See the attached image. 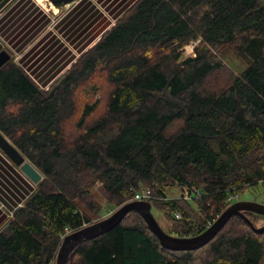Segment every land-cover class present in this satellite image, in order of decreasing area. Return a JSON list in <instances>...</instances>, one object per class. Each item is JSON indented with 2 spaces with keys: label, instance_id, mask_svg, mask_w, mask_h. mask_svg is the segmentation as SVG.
<instances>
[{
  "label": "trees",
  "instance_id": "trees-1",
  "mask_svg": "<svg viewBox=\"0 0 264 264\" xmlns=\"http://www.w3.org/2000/svg\"><path fill=\"white\" fill-rule=\"evenodd\" d=\"M52 82L42 88L13 57L0 67V130L43 175L0 226V264L56 263L61 239L102 217L96 191L113 211L148 187L161 226L192 236L231 194L264 185V0H136ZM178 186L201 197L168 196ZM217 234L165 249L129 211L67 264H264V232L241 216Z\"/></svg>",
  "mask_w": 264,
  "mask_h": 264
},
{
  "label": "crops",
  "instance_id": "crops-1",
  "mask_svg": "<svg viewBox=\"0 0 264 264\" xmlns=\"http://www.w3.org/2000/svg\"><path fill=\"white\" fill-rule=\"evenodd\" d=\"M135 1L77 0L48 29L51 18L42 5L49 0H0V52H14L15 61L47 89ZM34 184L0 148V225L23 205Z\"/></svg>",
  "mask_w": 264,
  "mask_h": 264
},
{
  "label": "water",
  "instance_id": "water-1",
  "mask_svg": "<svg viewBox=\"0 0 264 264\" xmlns=\"http://www.w3.org/2000/svg\"><path fill=\"white\" fill-rule=\"evenodd\" d=\"M56 3H69L74 0H52ZM11 53L4 49L0 52V67H2L8 60L11 59ZM0 148L3 152L12 160L16 166L32 180L35 185L42 179V172L32 163L30 160L18 149V147L0 130ZM152 203L148 200H133L126 202L119 206L115 211L94 223L84 225L76 230L68 232L62 240L60 248L58 250L56 264H67L70 256L75 247L86 240L104 235V233L110 231L123 221L129 211H137L141 214L145 223H147L149 229L158 237L161 245L165 249L174 251H191L200 249L212 241L229 219L238 215L244 218L249 225L253 228L254 232H264V225L255 226L253 222L248 218L244 211H251L264 215V204L251 201V200H239L233 202L231 205L218 216L214 222L209 225L205 230L192 236H174L169 234L157 220L153 213ZM249 219V220H248Z\"/></svg>",
  "mask_w": 264,
  "mask_h": 264
},
{
  "label": "rangeland",
  "instance_id": "rangeland-1",
  "mask_svg": "<svg viewBox=\"0 0 264 264\" xmlns=\"http://www.w3.org/2000/svg\"><path fill=\"white\" fill-rule=\"evenodd\" d=\"M76 3H77V0H74L72 2L67 3L69 5H66V3L65 4H63V3L62 4H57L56 2H53L52 0H49V2H47V5L44 4L42 6L44 7V10L49 14L48 16H50V18L52 20L53 18L61 16V14H63L64 11L67 8L73 7ZM51 20H50V22H51ZM116 21H117V19L115 20V22ZM50 28H54V26L52 27V25L50 24L48 29H50ZM191 43L192 44L194 43V45H196L198 43V40L192 41ZM191 43L186 45V47L184 49V53H183L182 59H185L188 56L190 57V54L193 51L192 49L194 48V47H192V48L190 47ZM5 49H7V48H5ZM7 50L12 54L11 57L15 58L14 57L15 56L14 52H12L9 49H7ZM81 55H82V53H81ZM225 57H226L225 59L227 60L226 62L229 64V66H231L235 70L236 73H240L243 70L244 64L242 63V61H240L234 55L233 52H229ZM36 187H37V184L36 185L34 184V187H33L34 189L32 190V192L35 190ZM167 190H168V194H169L168 196H171V197H179V195L182 194V190H181V188L179 186L175 187V188H169ZM96 197L99 200V202L102 205H104V209H103V211H101L102 217L100 219L96 220V221H99V220L109 216L110 215L109 211H112L113 207L108 205V204H106L105 200L102 198L103 196L101 194L97 193V191H96ZM239 200H251V201H255V202H259V203H263L264 204V185L261 183L259 185L250 186V187H248V189L246 188V190L244 192H241L239 197H237L234 202L239 201ZM24 201H23V203H25ZM117 208H115V210ZM115 210H113V211H115ZM153 211H154L155 216L158 219L159 223L165 229L170 230L171 223L165 218V216L163 215V211L159 210V209H157L155 207H154ZM10 217L11 216H7L6 220H8ZM6 220H5V222H6ZM54 264H56V263H54ZM197 264H201V263L197 261Z\"/></svg>",
  "mask_w": 264,
  "mask_h": 264
},
{
  "label": "built area",
  "instance_id": "built-area-1",
  "mask_svg": "<svg viewBox=\"0 0 264 264\" xmlns=\"http://www.w3.org/2000/svg\"><path fill=\"white\" fill-rule=\"evenodd\" d=\"M72 2V1H71ZM66 5H69L66 3ZM72 8V7H71ZM71 8H67L63 14H61V16H58L56 18H53L50 22V24L53 26H55L64 16L65 14L69 13ZM49 24V25H50ZM6 47V46H5ZM190 47H195L194 43L190 44ZM182 190V194L179 195V197H183L186 200L192 199L193 197H201V192L198 188L196 187H189V186H185L183 188H181ZM153 194L150 188L145 187L142 190H140L139 192L136 193V195L134 196L135 198L133 200H148L150 198H153ZM237 197H239V194H231L227 201L232 202L234 201ZM173 198V197H172ZM11 214H13V212H10L7 216H12ZM181 216V214L179 212H176V217L179 218ZM211 225V224H210ZM209 227V226H208Z\"/></svg>",
  "mask_w": 264,
  "mask_h": 264
}]
</instances>
